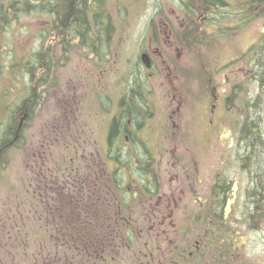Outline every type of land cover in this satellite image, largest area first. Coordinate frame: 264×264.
<instances>
[{
  "label": "flooded vegetation",
  "instance_id": "1",
  "mask_svg": "<svg viewBox=\"0 0 264 264\" xmlns=\"http://www.w3.org/2000/svg\"><path fill=\"white\" fill-rule=\"evenodd\" d=\"M167 8L158 10L159 23L149 22L150 45L140 50L141 63L144 54L150 64L146 93L124 85V95L119 90L110 103L103 142L69 141L59 147L62 159L44 164L49 172L43 185L35 179L31 194H40L32 212L45 233L33 239L29 257L0 264H260L252 251L264 239V194H238L232 167L260 179L259 165L251 163L260 143L245 142L243 113L234 130L220 131L233 117L235 70L228 64L232 70L217 84L222 68L213 62L216 76L205 68L191 130L181 117L178 79L195 18L203 19L211 43L246 38L243 48L255 50L264 34V20L253 34L264 0H178ZM258 58L257 49L250 61ZM164 72L168 79H160Z\"/></svg>",
  "mask_w": 264,
  "mask_h": 264
},
{
  "label": "rangeland",
  "instance_id": "2",
  "mask_svg": "<svg viewBox=\"0 0 264 264\" xmlns=\"http://www.w3.org/2000/svg\"><path fill=\"white\" fill-rule=\"evenodd\" d=\"M167 4L177 6L178 0H108L114 36L106 58L110 60L101 68L95 62L97 55L93 52L86 54L82 47L74 48L64 55L60 47L56 48L55 62L41 102L36 105L32 115L25 113L17 116L22 127L24 145L10 151L5 163L0 162V234L4 238V234L9 232L7 229L11 230L6 240L0 242V262L10 261L13 257H29L33 239L45 233L41 224L38 227L35 225V215L32 212V202L40 194H31L35 179L38 185H43L44 175L49 172L44 164L49 166L52 160L62 159L59 147L69 141L83 142L103 138V142L110 103L119 90V95H124V85L133 86L139 94L146 93V80L149 78L145 72L147 67L140 60V50L150 45L149 22L159 23L158 10L167 8ZM195 19L194 37L180 61L178 79L183 103L181 117L186 129L190 123L191 127L195 125L193 113L201 110V103L196 101L202 95L199 83L205 75V68L210 69V74L215 76L219 70H215L214 63L222 68L217 74V84H220L224 80L225 70L230 69L229 64L237 75L233 76L237 86L231 99L233 108L230 115L233 114V117L220 131L223 135L227 130H234L238 122L236 115L243 113V120L254 122L253 125L258 126L264 138V88L254 81L253 74L259 72L262 64L264 65V34L257 47L259 58L254 63L250 60L257 49L243 48L246 46V38H227L223 46L221 42L211 43L203 19ZM263 20L264 18L256 23L254 35L262 27ZM48 23L41 15L30 12L23 14L9 29L0 30V136L2 127L9 116L14 114V108L20 104L21 95L29 85V75L20 69L19 62L35 50L34 47L39 42V31ZM52 38L53 33H50L48 43L51 40L55 43ZM154 62L157 63L155 57ZM232 73L233 71L229 73L230 79ZM160 79H168L167 72ZM130 93L135 94L134 91L128 92ZM168 100H164L165 105ZM198 121L196 125L204 130L203 118L199 117ZM228 141L225 135L224 143L227 144ZM206 160L202 159L200 168L209 179L211 170ZM232 167L233 176L241 186L238 194H251L252 186L260 179L252 180L235 163ZM201 181L204 183V179ZM263 233L264 227L259 234L262 236ZM256 238L255 235L252 237L253 240ZM252 253L258 257L260 264H264V239L254 243Z\"/></svg>",
  "mask_w": 264,
  "mask_h": 264
},
{
  "label": "trees",
  "instance_id": "3",
  "mask_svg": "<svg viewBox=\"0 0 264 264\" xmlns=\"http://www.w3.org/2000/svg\"><path fill=\"white\" fill-rule=\"evenodd\" d=\"M119 11V10H118ZM36 13L43 20L49 22L39 31V42L34 51L29 52L19 62L20 69L25 71L30 78L28 87L21 95V101L13 115L9 116L3 132L0 136V162L5 163L10 151L21 148L23 136L22 127L17 121V116L25 113L32 115L41 96L45 92L44 87L51 76L55 62L56 48L60 47L61 53L82 47L85 53L93 52L97 56L95 62L101 68L110 59H106L114 36V24L108 10V0H0V30H7L23 14ZM48 31V35L46 36ZM53 33L55 43H48V36ZM47 42V43H46ZM254 81L264 88V65L260 71L254 72ZM48 85V84H47ZM40 88V90H39ZM134 109V106H130ZM136 116L137 110H135ZM135 117V115H134ZM120 120L123 118L121 117ZM244 121V140L249 144L260 143V156L252 157L251 163L259 165L261 177L254 183L251 194H264V138L258 126ZM37 194H35L36 196ZM40 205L37 209L40 210ZM41 225L42 221L40 222ZM4 234L6 238L11 230Z\"/></svg>",
  "mask_w": 264,
  "mask_h": 264
},
{
  "label": "water",
  "instance_id": "4",
  "mask_svg": "<svg viewBox=\"0 0 264 264\" xmlns=\"http://www.w3.org/2000/svg\"><path fill=\"white\" fill-rule=\"evenodd\" d=\"M147 55H142V58H143V62H144V65L148 68V67H150V64H149V62H148V59H147V57H146ZM214 93V90H212V94Z\"/></svg>",
  "mask_w": 264,
  "mask_h": 264
}]
</instances>
